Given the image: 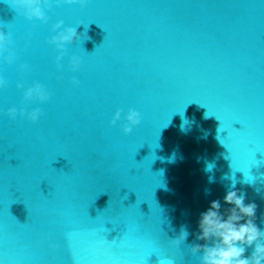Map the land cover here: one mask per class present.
<instances>
[{
    "label": "water",
    "instance_id": "95a60500",
    "mask_svg": "<svg viewBox=\"0 0 264 264\" xmlns=\"http://www.w3.org/2000/svg\"><path fill=\"white\" fill-rule=\"evenodd\" d=\"M51 2L42 24L0 0L16 53L0 56V264H199L200 214L228 207L233 179L264 230V0ZM59 21L91 39L58 69ZM35 83L51 99L24 104ZM13 107L43 115L13 121ZM129 109L142 119L125 135Z\"/></svg>",
    "mask_w": 264,
    "mask_h": 264
},
{
    "label": "clouds",
    "instance_id": "9594fccd",
    "mask_svg": "<svg viewBox=\"0 0 264 264\" xmlns=\"http://www.w3.org/2000/svg\"><path fill=\"white\" fill-rule=\"evenodd\" d=\"M6 3L26 20H35L42 24L48 23L49 18L46 11H51L53 7L51 0H6ZM87 3L88 0H56L55 6L79 5L80 8H84ZM80 26L85 28L83 33L77 32V28ZM62 28L64 30L60 31ZM52 31L57 34L52 36L47 43L59 53L56 57L58 69L62 67L61 61L67 55V45L91 39L87 34L88 25L85 27L83 24H79L76 27L64 28V22L59 21L53 26ZM13 48L12 34L0 30V56L4 58L8 65H12L16 61V53L12 50ZM82 64L83 61L79 56L73 55L70 58L69 67L71 71H79ZM29 70L28 65H21V71ZM7 83L5 79L0 78V88H6ZM79 83L75 78L72 80L74 86H79ZM17 88L23 89L24 85L17 84ZM50 99L51 94L40 83H35L24 91V104H44ZM6 115L13 121L18 116L26 117L35 124L39 121L43 112L39 108L29 112L26 107H21L19 111L13 107L7 111ZM121 118L122 110L116 112L112 125L115 126ZM124 119L126 123L123 125V132L125 135H130L133 129L141 124L142 118L139 112L129 109ZM181 130H184L183 124ZM212 167V165L211 167L208 166L206 170L210 171ZM254 181L245 180L249 184ZM235 183L233 179V183L224 197V204L228 207L221 211V201L215 200L210 203L206 211L200 214L198 231L194 235L196 241H202L203 244L195 243L190 246V254L198 258L199 264H264V230L259 228L256 223L257 205L246 203V195L243 192L231 190L235 188ZM205 191L206 194H210V190ZM189 235L187 226H181L178 236L171 242L176 248H179L181 244L187 241ZM248 249H252L250 256L245 255ZM95 251L99 252L101 248H97Z\"/></svg>",
    "mask_w": 264,
    "mask_h": 264
}]
</instances>
